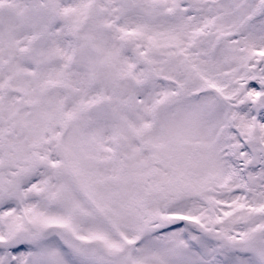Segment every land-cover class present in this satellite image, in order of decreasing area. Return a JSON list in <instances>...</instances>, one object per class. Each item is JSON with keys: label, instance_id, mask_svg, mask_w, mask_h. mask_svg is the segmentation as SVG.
<instances>
[{"label": "snow or ice", "instance_id": "snow-or-ice-1", "mask_svg": "<svg viewBox=\"0 0 264 264\" xmlns=\"http://www.w3.org/2000/svg\"><path fill=\"white\" fill-rule=\"evenodd\" d=\"M0 264H264V0H0Z\"/></svg>", "mask_w": 264, "mask_h": 264}]
</instances>
